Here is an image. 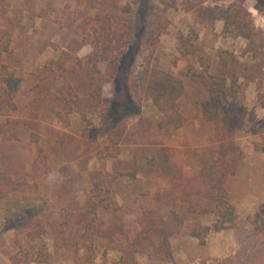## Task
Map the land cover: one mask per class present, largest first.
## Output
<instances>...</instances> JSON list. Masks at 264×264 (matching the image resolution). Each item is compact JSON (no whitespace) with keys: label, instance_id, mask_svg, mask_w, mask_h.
Here are the masks:
<instances>
[{"label":"rangeland","instance_id":"374dc122","mask_svg":"<svg viewBox=\"0 0 264 264\" xmlns=\"http://www.w3.org/2000/svg\"><path fill=\"white\" fill-rule=\"evenodd\" d=\"M233 8L251 13L256 41H264V0H0V47L4 31L11 37V52L3 51L1 60L18 83L12 99L0 84V264H248L264 256V152L254 149L264 140V62L253 55L251 39L225 30ZM106 31L110 49L97 42ZM97 44L100 61L74 80L84 89L90 75H101L105 104L118 102L127 130L116 157L106 150L112 129L103 108L83 114L63 106L62 117L53 110L64 80L56 79L50 61L62 50L86 55ZM115 60L122 68L111 76ZM195 68L227 79L220 103L189 75ZM154 74L183 82L182 127L161 124L150 90ZM208 107L219 112L218 121L206 118ZM163 146L170 147L178 175L142 171L131 178L134 155L140 149L154 155ZM222 175L237 225L211 230L202 244L192 231L213 226L217 213L191 207L214 208L206 193L210 178ZM97 182L116 206L99 207L98 219L106 226L121 221L128 239L83 234L92 216L81 207ZM153 209H176L185 225L167 241L137 245ZM28 210L36 211L33 220L19 221Z\"/></svg>","mask_w":264,"mask_h":264},{"label":"trees","instance_id":"16d2710c","mask_svg":"<svg viewBox=\"0 0 264 264\" xmlns=\"http://www.w3.org/2000/svg\"><path fill=\"white\" fill-rule=\"evenodd\" d=\"M225 30L235 35L245 36L254 42L255 46L252 49L253 55L264 62V41L258 43L256 41L257 33H260L255 28L251 13L242 8H233L228 12L225 18ZM6 38L1 41L0 47V84L8 85V95L10 99L14 97L15 90L17 89V77L15 71L10 68V64L1 56L3 51L11 52L10 43L11 37L7 31H4ZM97 42H103L107 48H113V37L106 31L103 37H99ZM181 44L184 48L187 47V37L181 35ZM95 45L86 55H74L68 50H62L56 59L50 61L49 67L56 73V79H63L64 82L57 88L53 97V110L58 117L63 116L62 108L66 106L69 113L75 110L83 111L86 114L87 109L97 110L104 109V119L108 121L109 127L112 129V134L109 137L111 144L107 145L106 150L108 155L116 157L120 151L119 143L124 133L127 130V123L124 120L122 112L115 106L105 104L102 91V77L101 75L92 74L88 81V86L84 89L76 88L75 76L82 70L90 69L94 64L101 59V48ZM115 60L111 66L109 73L114 76L116 72L122 67L119 66L120 62ZM189 75L194 81L204 84V86L211 93L212 101L220 103L221 96L227 94L229 86L227 79L222 76H216L208 73L207 69L202 71L198 69H189ZM150 90L151 97L154 105L163 113L164 119L162 125H173L180 128L187 122V117L182 113L177 99L184 93V85L181 79L173 76H159L154 74L150 77ZM127 106H130L129 100L133 95L130 88L125 91ZM130 109V108H129ZM204 115L207 119H214L218 121L219 112L212 109L204 108ZM264 138V137H263ZM254 149L264 152L263 143H255ZM145 158L142 161L141 158ZM155 173L160 176L173 177L178 175V169L171 161L170 147L163 146L159 153L154 155H145L144 151L140 149L133 157V168L128 173L131 178H136L137 174L141 172ZM210 167L204 169V175L208 176ZM212 186L207 190L206 197L214 202V208L210 209L207 205L203 207H191L195 213H206L210 210L217 213V220L213 226L209 225H196L192 231V235L200 240V243L206 242V237L211 230L220 231L228 228H233L237 225V212L235 206L226 197L225 181L226 175L221 177L213 176L210 178ZM102 183H95L91 189V194L84 206L81 207L86 215H91V219L83 231L85 236L96 234L101 237H107L110 240H115L117 237H124L128 239V235L124 229L121 221H116L113 224L106 226L105 221L98 219V209L103 207L105 209H115V203L110 196L105 194ZM33 214L36 211L28 210L25 214L19 213V221L30 222L33 219ZM30 219V220H28ZM186 217L183 213L176 209H169L166 213L160 210L153 209L149 214L144 216L143 227L134 239V243L142 245L145 241L152 238L168 240L171 236L181 233L185 225ZM259 227V225H255ZM90 234V235H91ZM128 241V240H127ZM39 256L44 255V251L39 249ZM12 260L14 263L19 262V255H13ZM248 264H264V256L256 258Z\"/></svg>","mask_w":264,"mask_h":264}]
</instances>
